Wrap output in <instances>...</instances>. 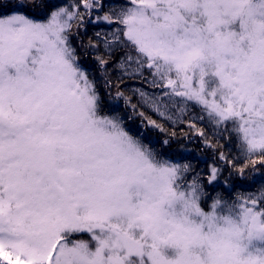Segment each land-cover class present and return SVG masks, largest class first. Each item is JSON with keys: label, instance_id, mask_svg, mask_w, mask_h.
Wrapping results in <instances>:
<instances>
[{"label": "snow or ice", "instance_id": "6c2138e0", "mask_svg": "<svg viewBox=\"0 0 264 264\" xmlns=\"http://www.w3.org/2000/svg\"><path fill=\"white\" fill-rule=\"evenodd\" d=\"M125 80L173 124L199 108L191 119L234 137L243 165L220 151L205 176L144 143L101 94L103 81L135 114ZM258 166L264 0H0V260L264 264V176L235 197L219 183L227 168L256 184Z\"/></svg>", "mask_w": 264, "mask_h": 264}, {"label": "trees", "instance_id": "16d2710c", "mask_svg": "<svg viewBox=\"0 0 264 264\" xmlns=\"http://www.w3.org/2000/svg\"><path fill=\"white\" fill-rule=\"evenodd\" d=\"M7 3V0H5ZM57 3L68 2V0H56ZM107 29V28H106ZM105 29V30H106ZM94 29L92 25L87 26V31H81L80 39L87 44L89 37H93ZM78 44V41H75ZM81 63L89 70H94L95 65L91 61L90 56H84L81 51ZM113 74V95L115 93V83L117 82ZM99 77V73H97ZM142 87L138 81L125 80L120 85L122 91L130 97V103L136 105L135 114L131 106H125L124 100H111L109 101L108 90L104 88L103 81L100 82L101 94L104 97L106 109L115 108L121 112L125 117V123L127 127L136 134H142V140L144 143L150 144L157 151L162 152L165 158H169L174 162L185 163L190 162L195 171H201L205 176L207 174L208 165L214 162V155L218 161L220 151H223L228 155L229 159H233L234 162L240 166L244 163V157L240 155L239 150L236 147L235 138H228L223 135L222 138H217L209 129V123L198 122L197 119H191L192 117H185L183 122H177L175 124L160 118L150 108L143 105L140 102V98L137 94L132 92L133 88ZM199 111V108L194 107ZM140 112H144L145 117L156 120L162 124L167 132H161L159 128H154L148 123V119L141 117ZM200 112V111H199ZM131 117V119H128ZM207 120V119H206ZM189 121L196 125V129H203L207 137L210 138L212 143L217 144V150L215 154L211 148L205 146L203 138L199 135L196 129H192L189 126ZM175 136H172V133ZM168 140V144L164 145V141ZM249 175H256L258 182L251 184L249 181H239L238 179L229 176V170L224 168L219 177V183L221 187L233 186L231 196L235 197L236 193H248L256 191L260 187L259 177L264 176V167L258 166V171L253 173L251 168L248 169ZM227 182V184L225 183ZM215 191H220V188H216ZM215 194V192H213Z\"/></svg>", "mask_w": 264, "mask_h": 264}, {"label": "rangeland", "instance_id": "374dc122", "mask_svg": "<svg viewBox=\"0 0 264 264\" xmlns=\"http://www.w3.org/2000/svg\"><path fill=\"white\" fill-rule=\"evenodd\" d=\"M109 30H111V29H106V31H109ZM146 90H148V91H152V89H150V88H146ZM138 95V94H137ZM154 112V111H153ZM155 113V112H154ZM199 115H200V112L198 111V110H196V109H194V107H190V110L184 115V116H182L181 118H180V120H178L177 122H181V120H184V118L185 117H199ZM197 120H198V122H206L207 120L206 119H204V120H201V119H198L197 118ZM169 122H171V121H169ZM176 122V123H177ZM172 123V122H171ZM209 129H210V131L215 135V134H217V135H215L217 138H222V134H220V133H218V132H216L215 130H214V128H213V126L212 125H210L209 124ZM195 172H201V171H195ZM202 173V172H201ZM203 174V173H202ZM254 192V191H253ZM237 194V193H236ZM235 194V195H236ZM244 194H247V193H244ZM78 238H87V235L85 234L84 236H81V237H78ZM0 264H7V262L6 261H2V260H0Z\"/></svg>", "mask_w": 264, "mask_h": 264}]
</instances>
